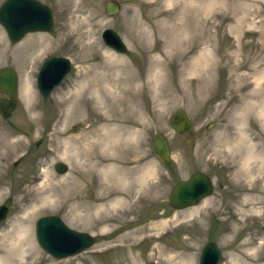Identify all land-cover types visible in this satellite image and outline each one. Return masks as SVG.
<instances>
[{"label": "rangeland", "instance_id": "1", "mask_svg": "<svg viewBox=\"0 0 264 264\" xmlns=\"http://www.w3.org/2000/svg\"><path fill=\"white\" fill-rule=\"evenodd\" d=\"M41 1L53 12L51 31H30L14 42L0 23V66L11 65L18 73L17 105L9 117L0 115V204L7 207L0 233L37 201L38 192L31 189H57L52 206L41 204L24 220L33 248L23 264H197L209 240L222 250L218 264H264V178L255 183L252 178L261 175L254 173L240 179L239 163L228 157L226 148L244 130L264 147V113L259 118L238 115L251 98L264 110V0H115L119 9L114 14L106 12L108 0ZM107 26L122 37L126 52L104 42L101 31ZM203 50L208 51L206 59L201 55L200 60L207 62L191 66L202 61L196 57ZM61 55L71 59L72 67L43 97L36 86L37 70L47 57ZM152 56L163 67L158 90L146 84L158 65ZM115 73L138 75L129 82L135 88L133 101L122 92L128 83L118 82ZM245 73L250 74L247 79ZM28 77L30 102L21 92ZM249 90L253 96L243 97ZM100 97L103 105L97 102ZM125 103L138 104V118L147 122L130 144L133 180L106 182L98 174H93L94 184L90 178L80 180L77 167L58 156L63 141L119 126L129 110ZM174 111H184L192 120L187 131L172 127ZM159 136L168 139V164L153 149ZM59 160L67 164L63 173L55 169ZM197 170L211 175L212 193L195 205L172 207L173 184ZM60 180L67 182L63 186ZM107 186L112 188L109 197L122 193V201L106 207L109 218L102 220L92 210L108 203L109 197H103ZM62 193L70 194L68 200ZM77 207L84 208L82 217L72 220ZM45 214L59 215L95 241L76 254L53 257L34 234L36 219Z\"/></svg>", "mask_w": 264, "mask_h": 264}, {"label": "bare ground", "instance_id": "2", "mask_svg": "<svg viewBox=\"0 0 264 264\" xmlns=\"http://www.w3.org/2000/svg\"><path fill=\"white\" fill-rule=\"evenodd\" d=\"M207 52H208L207 50H203L202 53L199 54L198 57H196V61L200 60L201 55L204 57V55ZM208 54L210 55V53ZM206 57L208 58V56ZM151 58L154 62H157L158 65L149 74L148 78L146 79V84L152 90H155V89L158 90L162 86V79L164 75L163 67L161 64L162 62L159 61V58L157 57L155 58L154 56H152ZM203 60L201 62H192L191 66H196L199 63L201 64V67H202L204 66V63L207 62L206 60L205 61ZM114 62L115 61H113V63ZM194 69H196V67H193V70ZM243 75H245L244 79H247L248 75L250 74L245 73ZM115 79L118 82L123 83V84L128 83L127 85H125V87H123L122 92L125 96H128L131 101H133V96L135 92L133 90H135V88L133 86H129V82L138 79V75L136 74L122 75V74L117 73L115 76ZM258 80H259L258 78H255L254 81L258 83L259 82ZM248 84L249 83L247 81L243 82L242 87L245 88L248 86ZM103 86L102 88H104ZM31 87H32V84H31L30 78L29 77L25 78L23 80L21 92L24 96L27 97L29 102L31 98L33 97ZM92 89H93V86H92ZM251 92L252 91L245 92L243 94V97L246 96L247 98H249L250 96H253L254 91L252 93ZM97 94L99 95V92ZM97 102L98 104L103 105L104 99H101L100 97V99H98ZM125 105L128 106L129 110H128V113H123L121 115L122 118H121V123L119 124V126L118 125L114 127L104 126L101 130L91 129L90 131L83 133V134L72 135L69 139L63 141V146L60 152L58 153L59 154L58 156L63 160H70V162H72V164H74V166L77 167L78 171L76 173L80 177V180L90 178L91 184H94L93 174H98V176L102 177V180H106V182H110L111 179H115V180L121 181V183L122 182L131 183V180H133L134 178L133 171H135L134 169L136 168L135 166H128V163H130L129 159L131 158L130 157L131 154L129 153L130 148H131L130 144L136 143L134 141H137L136 138L142 135L144 127L147 125V122L142 117L138 118L137 112L141 111L140 106L138 104L127 105V103H125ZM159 105H162V101L159 102ZM239 113L240 114L238 115L240 117L248 118L251 115H255L259 118V116L264 115L263 114L264 110L259 111L258 104L253 98H251V99H247V101L245 100V104L242 106ZM243 120L245 119L243 118ZM130 126H133V127L136 126L137 128L132 129L130 128ZM226 148L228 152V157H231L230 159H232L234 162L239 163V166H237L236 168V175H238L240 179L244 180L247 178H251L254 173L261 175L259 179L252 178V180L255 183L259 182L261 178H264V147H260L257 143H255V141H252L251 137H249L245 133V130L244 132L239 133L238 137L236 136V138L233 137V139L232 138L229 139L227 142ZM239 150L241 151L242 154L241 153L237 154V151ZM46 178H47V174L45 176V179ZM66 182H67L66 180H63V182L62 180H60L59 183H61L64 186ZM121 186L123 185L121 184ZM255 187H253L252 189H255ZM31 190L38 192L37 201L33 202L28 208H26L22 216L15 218L8 225V227L5 228L0 233V264H23L24 262L23 259L26 256L30 255L27 251L29 250L30 247L33 248L31 244L32 239H30V237L27 235V227L23 224L24 220L31 216V214L33 213L34 209H36L37 206L41 204L42 205L49 204L48 206H52V204L54 203V202L52 203V200H54L55 198L54 195L57 193V189L55 187L51 186V187L41 188L40 186L37 189H31ZM104 192L105 194H103V197L104 198H106L105 196L109 197L112 193V188H109V186H107ZM62 195L64 196L63 200H68V197L70 194L65 195L62 193ZM119 195H122V193H120ZM119 195L114 196L112 198L109 197L107 201L108 203H103L99 207H94L92 211H94V213H98L99 216L101 215L100 218L102 220H107L109 218L108 217L109 213L107 212L106 207L118 206L117 204L122 201V196H119ZM56 197L58 196L56 195ZM83 209L84 208H81V207L75 208V212L77 213V216L72 217L71 219L74 220V218H77L79 220V217L80 218L82 217L81 212L83 211ZM136 231L137 229L133 231V233L134 232L136 233ZM10 232L12 233L11 235H10Z\"/></svg>", "mask_w": 264, "mask_h": 264}, {"label": "water", "instance_id": "3", "mask_svg": "<svg viewBox=\"0 0 264 264\" xmlns=\"http://www.w3.org/2000/svg\"><path fill=\"white\" fill-rule=\"evenodd\" d=\"M119 9L115 0L106 2V12L114 14ZM0 23L12 41L20 40L30 31H51L53 12L41 0H2L0 2ZM101 36L105 43L118 52H126L127 46L112 27H104ZM71 68V60L66 56H49L40 64L36 74V86L43 97H47ZM0 115L9 117L17 105L18 73L11 65L0 66ZM170 123L179 133L187 131L192 120L184 111H174ZM153 149L162 158L164 164L171 161L170 146L165 136L154 139ZM55 169L63 173L67 164L61 160L55 162ZM212 178L203 170L193 171L185 179L176 181L169 191V204L174 208H183L199 203L212 193ZM7 207L0 204V221L6 216ZM37 243L55 258L76 254L89 248L95 236L85 230L68 225L57 214L39 216L34 225ZM222 251L215 241H206L201 247L197 264H218ZM149 264H160L151 262Z\"/></svg>", "mask_w": 264, "mask_h": 264}, {"label": "flooded vegetation", "instance_id": "4", "mask_svg": "<svg viewBox=\"0 0 264 264\" xmlns=\"http://www.w3.org/2000/svg\"><path fill=\"white\" fill-rule=\"evenodd\" d=\"M209 174V173H208ZM210 175V174H209ZM211 176V175H210Z\"/></svg>", "mask_w": 264, "mask_h": 264}]
</instances>
